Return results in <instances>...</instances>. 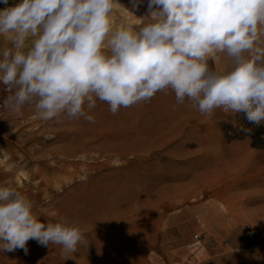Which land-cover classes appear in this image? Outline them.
<instances>
[{"label": "rangeland", "instance_id": "374dc122", "mask_svg": "<svg viewBox=\"0 0 264 264\" xmlns=\"http://www.w3.org/2000/svg\"><path fill=\"white\" fill-rule=\"evenodd\" d=\"M119 3L114 26L151 22L148 0L138 9L131 0ZM5 46L11 43L0 35ZM208 63L212 70L230 66L224 53ZM10 94L0 82V185L8 181L27 196L42 223L67 218L87 246L62 253L59 245L29 240L27 254L0 252V264H264V201L240 197L249 189L218 184L213 166L216 151L231 147L264 159L247 138L224 140L219 122L235 114H201L168 90L116 114L97 99L89 110L94 122L62 116L57 123L41 120L31 105L18 114L5 110ZM158 123L163 127H153ZM158 131L164 149L138 152Z\"/></svg>", "mask_w": 264, "mask_h": 264}, {"label": "clouds", "instance_id": "9594fccd", "mask_svg": "<svg viewBox=\"0 0 264 264\" xmlns=\"http://www.w3.org/2000/svg\"><path fill=\"white\" fill-rule=\"evenodd\" d=\"M0 2L6 5L0 35L11 43L0 49V82L11 93L7 111L31 105L44 121L94 122L89 110L97 99L116 114L171 90L177 103L187 98L201 114L220 109L264 123V0H148L151 22L138 29L114 26L119 0ZM142 2L131 0L133 9ZM221 53L229 68L210 69ZM39 217L33 202L4 181L0 252L27 254L29 240L59 245L62 253L87 246L67 218L45 224Z\"/></svg>", "mask_w": 264, "mask_h": 264}, {"label": "bare ground", "instance_id": "6f19581e", "mask_svg": "<svg viewBox=\"0 0 264 264\" xmlns=\"http://www.w3.org/2000/svg\"><path fill=\"white\" fill-rule=\"evenodd\" d=\"M217 147V146H216ZM213 166L218 168L217 183L233 189H249L240 195L247 200L264 201V159L243 148L216 151Z\"/></svg>", "mask_w": 264, "mask_h": 264}, {"label": "trees", "instance_id": "16d2710c", "mask_svg": "<svg viewBox=\"0 0 264 264\" xmlns=\"http://www.w3.org/2000/svg\"><path fill=\"white\" fill-rule=\"evenodd\" d=\"M219 127L226 142L247 138L250 146L264 151V123L259 126L249 123L243 113H237L232 119L220 121ZM241 127L250 128L252 131L245 134Z\"/></svg>", "mask_w": 264, "mask_h": 264}, {"label": "crops", "instance_id": "0c3cea01", "mask_svg": "<svg viewBox=\"0 0 264 264\" xmlns=\"http://www.w3.org/2000/svg\"><path fill=\"white\" fill-rule=\"evenodd\" d=\"M143 127L144 128H149L150 126H152V124L150 123H147L146 121H143ZM146 125V126H145ZM164 125V123H158L156 125L153 124V127H158V128H162ZM220 129V128H219ZM221 131V130H220ZM222 133V132H221ZM147 134V133H146ZM158 134L160 136H155L154 139L150 140V141H143L142 144H140V146L137 149L138 152L140 153H147L151 150H161V149H164L165 147V143H164V132H160L158 131ZM223 136V135H222ZM218 139L219 141V144L221 145V142L219 140V138L217 136H214ZM224 138V137H223Z\"/></svg>", "mask_w": 264, "mask_h": 264}, {"label": "built area", "instance_id": "2783aa9c", "mask_svg": "<svg viewBox=\"0 0 264 264\" xmlns=\"http://www.w3.org/2000/svg\"><path fill=\"white\" fill-rule=\"evenodd\" d=\"M199 240H200V233H195L193 236V243L194 245L199 244Z\"/></svg>", "mask_w": 264, "mask_h": 264}]
</instances>
